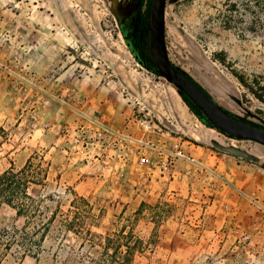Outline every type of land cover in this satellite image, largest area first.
<instances>
[{
	"label": "rangeland",
	"instance_id": "1",
	"mask_svg": "<svg viewBox=\"0 0 264 264\" xmlns=\"http://www.w3.org/2000/svg\"><path fill=\"white\" fill-rule=\"evenodd\" d=\"M144 1L0 0V170L40 166L28 193L43 221L76 195L90 204V230L132 229L145 243L133 264H264V145L203 123L134 58L124 35L148 42ZM223 2L166 0L168 55L218 104L264 128V103L233 73L264 75V30L249 31V13L223 28ZM120 135L144 142L148 162ZM57 223L37 257L14 244L0 264H92L100 247ZM22 224L0 204L1 229Z\"/></svg>",
	"mask_w": 264,
	"mask_h": 264
},
{
	"label": "trees",
	"instance_id": "2",
	"mask_svg": "<svg viewBox=\"0 0 264 264\" xmlns=\"http://www.w3.org/2000/svg\"><path fill=\"white\" fill-rule=\"evenodd\" d=\"M223 5V28H233V24L238 19L241 20L243 16L249 13L253 15V25L248 28L249 31L257 33L259 29L264 30V22L260 21L258 15L260 9H264V0H224ZM150 6L151 0H145L141 17L142 25H149ZM256 19L258 21H255ZM145 35L148 36V32ZM132 48L139 55L142 65L152 70L153 63L148 51V42L141 47H137V43L132 44ZM233 73L256 99L264 103V75L253 74L252 78L249 79L243 73L235 71ZM181 98L192 113L196 116L200 114L184 94L181 95ZM31 163V159H27L26 163L19 169L11 165L0 170V204L4 203L13 207L16 214L23 217V224L18 229L9 231L0 228V260L4 252L14 244L22 250L23 255L37 257L41 247L40 242L44 239L45 232L54 221H57L59 230L65 229L74 234H81L83 238L100 247L98 257L92 264H133L135 255L142 253L145 249L144 240L132 229L125 230L124 227L104 235L90 230L86 227V220L93 222L94 215L91 214L90 204L84 198L74 195L65 211L57 207L43 221L44 216L39 212L41 199L36 200L28 193L29 184L39 181V178L36 177L41 171L40 166H33Z\"/></svg>",
	"mask_w": 264,
	"mask_h": 264
},
{
	"label": "water",
	"instance_id": "3",
	"mask_svg": "<svg viewBox=\"0 0 264 264\" xmlns=\"http://www.w3.org/2000/svg\"><path fill=\"white\" fill-rule=\"evenodd\" d=\"M165 7L166 0H151L148 51L153 63L152 70L164 77L189 99L200 112L197 117L202 122L235 139L252 140L264 145L263 127L246 122L228 113L202 86L178 70L170 60L165 42ZM124 39L134 58L142 64L139 55L134 51L131 42L125 35ZM223 149L235 155L253 159L250 154L239 148L228 147Z\"/></svg>",
	"mask_w": 264,
	"mask_h": 264
},
{
	"label": "built area",
	"instance_id": "4",
	"mask_svg": "<svg viewBox=\"0 0 264 264\" xmlns=\"http://www.w3.org/2000/svg\"><path fill=\"white\" fill-rule=\"evenodd\" d=\"M111 133H112V135L114 134V132H111ZM115 135H117V134L115 133L114 136ZM120 137L124 141L127 140L128 142H134V144L136 143L135 144L136 145L135 153L139 157L140 162H148V158L142 153V145L145 144L144 142H141V140H137V139H132L130 137H126L124 135H120ZM75 141H78V138H75ZM121 151H122V149H121ZM239 238L245 241L248 238V236L245 234V232L243 230H241L239 232Z\"/></svg>",
	"mask_w": 264,
	"mask_h": 264
}]
</instances>
